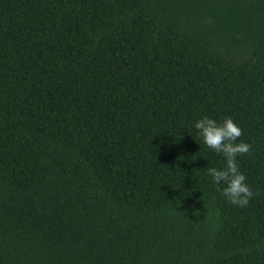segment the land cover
<instances>
[{
    "label": "trees",
    "instance_id": "1",
    "mask_svg": "<svg viewBox=\"0 0 264 264\" xmlns=\"http://www.w3.org/2000/svg\"><path fill=\"white\" fill-rule=\"evenodd\" d=\"M0 264H264V0H0Z\"/></svg>",
    "mask_w": 264,
    "mask_h": 264
},
{
    "label": "clouds",
    "instance_id": "2",
    "mask_svg": "<svg viewBox=\"0 0 264 264\" xmlns=\"http://www.w3.org/2000/svg\"><path fill=\"white\" fill-rule=\"evenodd\" d=\"M194 127L203 143L225 158L224 168L208 167L207 175L217 186L224 185L223 188L218 187V190L230 204L246 207L253 192L246 183V176L239 170L237 157L248 154L251 146L243 141L237 143L243 135L242 130L230 117L218 124L214 119L204 116L195 122Z\"/></svg>",
    "mask_w": 264,
    "mask_h": 264
}]
</instances>
